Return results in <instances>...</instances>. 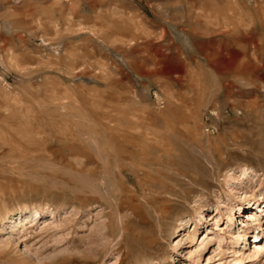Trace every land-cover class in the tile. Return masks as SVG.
Masks as SVG:
<instances>
[{
	"label": "rangeland",
	"instance_id": "1",
	"mask_svg": "<svg viewBox=\"0 0 264 264\" xmlns=\"http://www.w3.org/2000/svg\"><path fill=\"white\" fill-rule=\"evenodd\" d=\"M244 195L264 198V0H0V220L46 211L0 229V264H239L204 237L227 210L264 264Z\"/></svg>",
	"mask_w": 264,
	"mask_h": 264
},
{
	"label": "bare ground",
	"instance_id": "2",
	"mask_svg": "<svg viewBox=\"0 0 264 264\" xmlns=\"http://www.w3.org/2000/svg\"><path fill=\"white\" fill-rule=\"evenodd\" d=\"M129 125H130V123H129ZM113 126H114L115 130L112 133L111 140H110L111 144H112V150H113V152L112 151L111 152H112V155H114L115 153L117 154V156H115L117 168H118V166L121 167V165L123 164L122 163L123 161L126 164H129L131 162L130 157H131V155H134V153H135V156H137L138 154H142V155L143 154H147V150L143 146H141L140 148H139V146H137L138 150L133 151V154H132L131 150H132V147L135 146V144L133 143L131 136L129 134H127V131L121 132V131H124L122 122L118 121ZM125 128H128V127H125ZM138 142H140V141H138ZM152 144L153 145H157V142L152 143ZM136 145H138V144H136ZM154 147H157V146H154ZM143 160H146V158H143ZM154 162H157V159H154L150 163H154ZM130 165H132V163H130ZM136 165L137 164H135V167H136ZM137 168L139 170L144 171V168H142V167H137ZM249 171L253 172V170L250 167H248V166L240 167L238 176H240L241 178L246 177ZM237 178L238 177H236V176H232V175L230 176V179H231V181H233V183L235 182L234 180L237 179ZM155 185H158V184H155ZM162 186L163 185H161V187ZM164 191H165V188H164ZM159 194H161V193H159ZM167 194H169V193H167ZM180 195H182V194H180ZM162 199H161V201H162ZM261 199H263L262 202H261ZM217 201H218L217 203H218L219 206H222V205L224 206V204H225L224 200L221 199V200H217ZM226 201H230V200L226 199ZM242 201H246V203H249V202L251 203L252 202L251 204L248 205V208H247V209L250 210L251 213H248L245 210H242V203H238L237 204V209H238V212H240L241 216H243V217H251V215H253L252 216V222L254 224V228L260 230V231L259 230H255V232L253 233V236H254L253 246L256 248V252H260V251L264 252V245H259L260 237L263 234L262 232H264V230H263L264 229V225L262 223V220H263L264 217L261 218L260 215L253 214L256 211L255 210L256 207L260 209L261 204L264 203V198H262V197L258 198V196H257L255 198L247 199V198H245V195H244L242 197V199H241V202ZM255 202H256V204H255ZM258 202L260 204H258ZM156 203H158V201ZM162 203H164V202L162 201ZM162 203L161 202L159 203V204H161V206H160V208H158V213H157V210H156V214H154V215H157V219H159V222L158 221L157 222L159 223L160 228L161 227L163 228V226L168 225L166 223V220H168L169 214H171L173 212V210H174L172 204L169 203L170 204L169 205V204L166 203V204L163 205ZM253 203L255 204V207L252 206ZM202 206H203V204H202ZM155 208H157V207H155ZM200 209H201V207H198L195 211L199 212ZM218 211H219V207L217 206V212ZM45 213H46V211L43 208H38V207L27 208V207H23L19 211H17L16 213H13V214H10V215H6L4 218H2L0 220V229L1 230H5L7 228L6 230H8L9 232L19 231L18 229H22L23 230L27 223L35 221L37 218H39L41 215H43ZM51 214H53V213L51 212ZM226 215H227L226 216V220H227L226 221L227 222V226H226L227 230L226 231L228 233V236H227L228 240H227V238L224 235V229H222L220 227V225L218 224V221H219L218 215L214 217V225H215L214 230L213 229H212L213 231L210 230L211 232L208 231V229L204 230V237L207 240V239L210 238L211 235H214L215 236V240H216V248L214 250L218 251V253H223L225 250H230V252H231L230 256H232L231 261L239 263V264H242V260H241V258L239 259L238 256H242V255H244L246 253V251H244V248H246V246H247L246 235H247V231L249 229V226H248L247 222L245 221V219H242L241 222H240V227H236V228H234L235 226L231 227L229 225V223L231 222V220L233 218L231 210H227L226 211ZM5 219H9V224L8 225L4 224L5 223V221H4ZM182 223H183V221H182ZM182 223H180V224H182ZM154 225H155V223H154ZM172 228H175V225ZM149 232H150V230H149ZM149 232H148V234H149ZM209 233H210V235H209ZM149 235L150 236L145 237V239L143 237H140V238H143L144 242H147V243L151 244L154 241H157L158 238H160V236H161L160 234L159 235H151V234H149ZM232 238H234V241H231L232 244L227 249H224L223 246L227 243V241L230 243V240ZM205 242H207V241H205ZM241 245H242V248H241ZM143 246H145V245H143ZM155 251H157V250L155 249ZM152 254H155V253H152ZM209 263L210 264H222L221 260H217V262L210 261Z\"/></svg>",
	"mask_w": 264,
	"mask_h": 264
},
{
	"label": "built area",
	"instance_id": "3",
	"mask_svg": "<svg viewBox=\"0 0 264 264\" xmlns=\"http://www.w3.org/2000/svg\"><path fill=\"white\" fill-rule=\"evenodd\" d=\"M155 96H156V94H155ZM216 129H217V127L214 124L213 125L209 124V126H206L205 131L210 132V133H214Z\"/></svg>",
	"mask_w": 264,
	"mask_h": 264
}]
</instances>
